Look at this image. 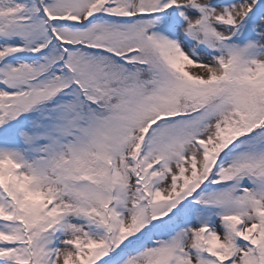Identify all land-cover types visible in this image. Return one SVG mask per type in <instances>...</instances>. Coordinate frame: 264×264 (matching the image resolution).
Listing matches in <instances>:
<instances>
[{"label":"snow or ice","instance_id":"1","mask_svg":"<svg viewBox=\"0 0 264 264\" xmlns=\"http://www.w3.org/2000/svg\"><path fill=\"white\" fill-rule=\"evenodd\" d=\"M0 264H264V0H0Z\"/></svg>","mask_w":264,"mask_h":264}]
</instances>
